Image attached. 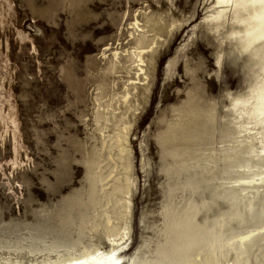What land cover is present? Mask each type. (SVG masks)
<instances>
[{"label": "bare ground", "instance_id": "bare-ground-1", "mask_svg": "<svg viewBox=\"0 0 264 264\" xmlns=\"http://www.w3.org/2000/svg\"><path fill=\"white\" fill-rule=\"evenodd\" d=\"M148 2L90 61L85 183L35 210L13 236L0 233V264H264V0L211 1L207 28L217 32L231 15L227 53L256 56L255 79L228 93L222 113L194 86L152 122L166 189L153 236L131 249V135L153 59L184 24L165 21Z\"/></svg>", "mask_w": 264, "mask_h": 264}, {"label": "rangeland", "instance_id": "rangeland-1", "mask_svg": "<svg viewBox=\"0 0 264 264\" xmlns=\"http://www.w3.org/2000/svg\"><path fill=\"white\" fill-rule=\"evenodd\" d=\"M142 1L0 0V66L8 64L0 71L1 234L13 236L35 210L85 183L82 164L91 141L83 120L91 112L95 74L90 61ZM211 1L148 2L165 21L184 24L153 59L151 92L131 135V249L153 236L150 225L160 222L166 189L152 122L169 116V108L194 86L222 113L228 93L245 91L255 79L256 56L227 53L234 41L227 35L231 15L217 32L207 28ZM145 156L148 164L141 168Z\"/></svg>", "mask_w": 264, "mask_h": 264}]
</instances>
